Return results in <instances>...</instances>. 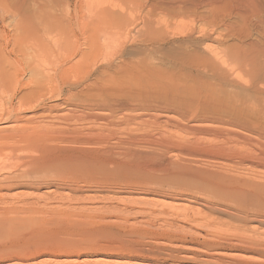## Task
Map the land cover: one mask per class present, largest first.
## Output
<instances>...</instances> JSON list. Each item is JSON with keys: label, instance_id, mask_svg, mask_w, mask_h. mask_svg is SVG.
Returning <instances> with one entry per match:
<instances>
[{"label": "bare ground", "instance_id": "1", "mask_svg": "<svg viewBox=\"0 0 264 264\" xmlns=\"http://www.w3.org/2000/svg\"><path fill=\"white\" fill-rule=\"evenodd\" d=\"M0 11L13 17L0 33L1 261L83 246L60 236L77 226L54 210L4 205L17 188L171 191L263 223L264 0H0ZM133 46L160 59L135 63ZM114 61L116 75L124 68L116 94H94L89 76ZM38 119L59 126L38 129ZM146 122L187 140L129 129ZM138 144L183 162L152 167L159 152Z\"/></svg>", "mask_w": 264, "mask_h": 264}, {"label": "rangeland", "instance_id": "2", "mask_svg": "<svg viewBox=\"0 0 264 264\" xmlns=\"http://www.w3.org/2000/svg\"><path fill=\"white\" fill-rule=\"evenodd\" d=\"M11 18H13L11 15L2 13L0 11V33L5 31L10 34L11 29L8 27V25H10ZM132 49L136 50V54L138 55V57L132 59L135 63H138V61L148 63L147 60L149 63H153V61V64L156 63L154 60L155 57L151 51L144 49L145 53H143V48L136 46H133ZM149 49H151V47H149ZM140 51L142 54H140ZM144 57H148L151 59V61L147 58L145 61H142L144 60ZM156 58L160 59L157 56ZM160 61L163 63L162 60ZM125 62H128V60ZM114 63L115 67L113 66V68H109L102 66L103 68L100 67V69H102H99L100 71H98V73L89 76L90 81H94L93 83L97 84H95L96 86L92 88V90L95 89L93 91L94 94L99 91L106 94L112 91V88L115 90V83L121 79L124 68H121V74L116 75L115 73H117V71L119 73V70L115 68L121 63L118 61H114ZM141 64L142 63H140V65ZM85 76L86 74L83 73L82 75H78L76 78H74V80L76 79L75 81H81ZM29 77L30 75L26 73L24 79L26 80ZM138 78L140 79V77ZM115 91L112 92L116 94ZM25 93L26 92L22 91L19 92L18 97ZM118 94L117 98L120 97ZM120 94L123 93L121 92ZM226 111L228 110L223 109L224 113H226ZM36 122V125H34L38 129H41V127L42 129L45 127L49 128L52 125L59 126L56 122H54L56 124L50 122L48 123L47 120L43 119H38ZM143 124H141L139 127L136 125L130 126V128H128L132 129V131L134 128V134L137 135L148 134V136L154 135L153 137H156V135H161L162 140L164 141L170 140L176 141L178 143L180 140H187V137L174 129L167 128L162 125L157 127L156 125L150 124V122H146L145 126ZM1 127L2 125H0V128ZM205 139L207 141L208 138ZM135 146L137 147L134 148L133 146L130 148L137 150L142 149L141 151L145 150L144 152L147 151V153L150 151L149 153L153 154L159 152L155 146V153L153 152L155 151L153 147H148L146 144H138ZM139 147H141V149H138ZM145 147H148L147 150ZM151 148L152 150H150ZM159 154H156L158 155L157 157H159L156 160L158 162L153 161L151 164L147 161V163L152 167H158L161 165L160 163L163 161L165 162V160L166 162L173 161L174 163H178L180 162V159L182 162L184 159L182 156L178 155V153L172 154L171 152H167L166 154L161 155L159 152ZM255 171L259 173L261 172L260 170ZM157 175L162 178V174ZM157 175H155V177H157ZM107 187L97 186L89 188L90 190L83 189L78 191H70L66 189L63 190L61 188L58 189L55 187L47 189L41 188L39 190L17 188L8 193L4 192L3 195L5 194V201H8H6L7 203L4 202V205H16V207H19V203L22 202L23 207L24 205L26 206L28 203H30V207L28 204V206L24 208L29 207L31 209L37 210V212H40L36 214L37 217L38 215H41L40 217H42V215L45 217V212L48 213L47 210H51L49 211L50 214L53 213L54 210L55 213L53 214H56L59 216V218L62 217L64 221L66 220V224L69 223L68 226H71L72 224V226H74V222H76L75 225L77 228L70 231L71 235L60 236L67 237L70 240L73 239L75 242H82L83 246L81 247L82 249L79 248L74 250V253L48 252L43 256L41 254L33 258V260L31 259L25 261L12 259L9 261L5 260V262L4 260H0V264H264V218H258L259 221H263V223H248L245 222L244 217H242L244 215L240 214L234 209L218 205L213 202H207L202 198H190L184 194H173L171 191L161 192L151 189H146L147 191L144 189H136L133 191L127 189L128 186H123L117 189ZM16 198H19V200L25 198L24 200H27V204H23L26 203L24 200V202L22 200H20L21 202H16ZM41 209H44L45 211H42ZM72 215L74 216L73 218H71ZM238 216L240 217V220ZM74 218H77L78 221ZM80 221H82V223ZM83 222L85 225H83ZM253 224L255 226H253ZM109 233H112L114 236H110ZM234 233L237 235H234ZM255 238L257 241H255ZM119 245L122 248H120ZM242 245H245V247H240ZM123 246L125 247L123 248ZM130 246L132 248H130ZM107 247L108 249H106ZM102 249L104 251H102ZM239 249L241 251H239ZM209 257H211V259Z\"/></svg>", "mask_w": 264, "mask_h": 264}]
</instances>
